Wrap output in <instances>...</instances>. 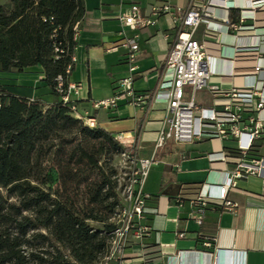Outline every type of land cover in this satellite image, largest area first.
<instances>
[{
    "label": "crops",
    "instance_id": "0c3cea01",
    "mask_svg": "<svg viewBox=\"0 0 264 264\" xmlns=\"http://www.w3.org/2000/svg\"><path fill=\"white\" fill-rule=\"evenodd\" d=\"M82 1L84 14L77 27L74 68L68 75V81L79 86V93L73 95L76 107L93 119L94 126L112 132L115 138L123 134L133 141V146H141L138 156H149L164 115L162 96L147 100L144 108L122 99L110 108H96L93 103L117 93L119 80L128 74L126 49L121 46L119 32L124 29L130 35L133 31L122 26L119 16L130 2L139 3L147 12L151 4L165 0ZM167 1L174 6L184 5L187 0ZM8 2L2 0L0 4ZM217 13L223 15L221 11ZM257 15L264 18V11ZM211 26L220 31L219 35L203 36V24L195 34L199 41H205L210 55L208 83L228 90L252 81L255 53L246 51L234 57L229 54L233 46L254 45L256 36L249 32L227 33L223 24ZM257 32H264V26ZM137 33L139 50L133 89L139 95H150L161 78L175 29L170 18L162 14L155 24ZM257 62L264 64V59ZM8 72L13 77L0 74V80L10 92L39 98L46 105L58 99L42 81L39 66ZM256 76L264 77V72ZM189 93L190 88L186 87V95ZM193 97L203 106L212 105L213 95L207 89L196 91ZM235 149L233 138L212 136L191 142L168 140L158 147L143 184V191L150 195L143 220L149 227L148 234L140 240L129 238L122 253L108 264H217L223 260L264 264V172L237 180L235 187L227 192V199L236 202L237 207L228 210L207 203L201 223L196 222L198 212L193 199L201 188L205 190L206 184L223 181L224 172L236 161ZM221 152L227 156L224 160L218 158ZM211 154L217 156L215 160L210 159ZM260 156H264V135L254 140L247 154L249 158ZM205 240H210V246L203 244Z\"/></svg>",
    "mask_w": 264,
    "mask_h": 264
},
{
    "label": "trees",
    "instance_id": "16d2710c",
    "mask_svg": "<svg viewBox=\"0 0 264 264\" xmlns=\"http://www.w3.org/2000/svg\"><path fill=\"white\" fill-rule=\"evenodd\" d=\"M83 14L82 0L0 4V71L39 66L58 97L46 105L0 80V264H97L115 226L121 190L100 156L131 148L85 124L55 90L74 68Z\"/></svg>",
    "mask_w": 264,
    "mask_h": 264
},
{
    "label": "built area",
    "instance_id": "2783aa9c",
    "mask_svg": "<svg viewBox=\"0 0 264 264\" xmlns=\"http://www.w3.org/2000/svg\"><path fill=\"white\" fill-rule=\"evenodd\" d=\"M217 11L223 12V15H219ZM259 11H264V0H187L184 5L174 6L165 0L160 4H151L147 12L142 10L139 3L130 2L119 16L122 26L133 31L130 35L126 34L124 29L119 32L121 46L126 49L128 74L119 80L117 93L95 101L93 106L110 108L122 99L144 108L147 100L162 96L164 115L157 128L153 152L149 156H138L137 150L141 146H133V141L123 134L116 137L120 143L133 150L124 153L130 166L120 191L121 204L113 219L115 226L110 233L106 252L97 264H108L121 254L129 238L140 240L148 234L149 227L143 220L145 203L150 195L143 191V184L150 166L155 161V150L168 140L191 142L203 136H212L219 139L233 138L236 141V161L224 172L223 181L206 184L205 190L201 188L193 199L197 205L198 224L202 221L201 215L207 203L232 210L238 204L227 199L226 195L235 187L237 180L264 172V156L247 157L254 140L264 135V77L256 76L259 72H264V64L257 62L264 59V32H257L259 27L264 26V18L257 15ZM162 14L170 18L175 34L169 43L156 90L150 95H139L133 89V74L139 50L137 31L155 24ZM212 23L223 24L227 33L237 35L249 32L256 36L254 45L233 46L229 54L234 57L246 51L255 53L256 62L250 74L252 81L228 90L208 83L211 74L210 55L205 41H199L195 34L203 24V36L219 35L220 31L211 26ZM72 60L74 61V57ZM230 61L232 62V59ZM66 72L68 73V69ZM186 87L190 88L188 96ZM202 89L212 93V105L203 106L195 102L194 93ZM55 90L62 102L70 105L75 116L81 118L88 126H94L93 119L86 113H80L76 107L73 95L79 93L78 84L70 81L65 83L64 78L58 75ZM209 156L211 160L217 157L213 154ZM226 157L223 152L218 156L222 160ZM203 244L210 246L211 242L205 240ZM216 263L242 264L225 260Z\"/></svg>",
    "mask_w": 264,
    "mask_h": 264
},
{
    "label": "rangeland",
    "instance_id": "374dc122",
    "mask_svg": "<svg viewBox=\"0 0 264 264\" xmlns=\"http://www.w3.org/2000/svg\"><path fill=\"white\" fill-rule=\"evenodd\" d=\"M0 74H3V76H7V77H13L11 73H9L8 71H0ZM27 75L28 74H26V76ZM100 159L101 160L99 161V164H101L104 169H106L108 166H111L115 170V175L113 177H115L117 180L116 190L117 191L121 190L123 184L126 181L128 171H129V166H130V162L126 154L120 151L104 150L102 155L100 156ZM87 174L91 178L95 176L94 171L92 172L85 171L83 173V177H85ZM113 219L114 218H112V220Z\"/></svg>",
    "mask_w": 264,
    "mask_h": 264
}]
</instances>
